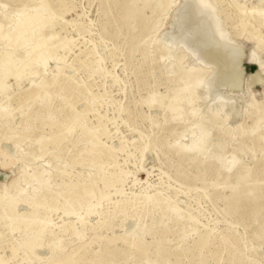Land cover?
<instances>
[{"label":"rangeland","instance_id":"1","mask_svg":"<svg viewBox=\"0 0 264 264\" xmlns=\"http://www.w3.org/2000/svg\"><path fill=\"white\" fill-rule=\"evenodd\" d=\"M198 1L0 0V264H264V0H204L216 91L168 39Z\"/></svg>","mask_w":264,"mask_h":264},{"label":"bare ground","instance_id":"2","mask_svg":"<svg viewBox=\"0 0 264 264\" xmlns=\"http://www.w3.org/2000/svg\"><path fill=\"white\" fill-rule=\"evenodd\" d=\"M203 1L201 0V3H200V0L198 1L201 5L200 8L196 2L193 5V9L199 8L200 11L202 10L201 14L199 16L194 14V12L190 11L189 8L186 6H184L181 9V11H180L181 16L175 22V26L178 29V32L176 33L175 36H168V39L171 40L175 44V46L171 48L172 51H174L173 49L175 47H177L176 45H180L183 43L185 45V47L187 48L188 52L196 53L199 58L204 59L206 61L207 60L216 61L219 63L218 70L213 75V77L210 79L209 84H207L211 91H214V90L216 91L217 90L216 88L218 86H226V85H228L234 81V76L237 74L236 65L242 57V50L237 48L234 45L227 44V42H226L227 39H229L231 37H228L226 39V36L221 33V31L219 29H221L222 26H221V28L218 27V24L216 23L215 19L212 17V12L209 9V2H207V1L203 2ZM213 8H212V10L216 11ZM215 13L216 12H214V15L217 14V13L216 14ZM21 17L24 19L19 24H15L13 27L12 31H13L14 35L25 34L28 31V29H31L36 23H38L39 21L42 20V15H40L39 13L30 14V15H21ZM12 24H14V23L12 22ZM232 42H233V40H232ZM220 45H222V48L220 47ZM9 48H11V47H9ZM256 53L254 52V55H253L254 59H255V55L256 56L258 55ZM29 55H30V53H27L25 57H29ZM192 58H194V57H192ZM13 62H14V60H13ZM35 64L38 66H44L45 65V61H44V59H42V54H40L38 56L37 60L35 61ZM258 64L260 65L261 70L263 71L264 70L262 67L263 65L259 61H258ZM0 67L4 68V71H5L4 76L7 77L10 74V72L12 71L11 67L16 68V65L14 63V65L11 66V65H9V62L0 61ZM26 69H28V68L26 67ZM0 70H2V69H0ZM23 70H25V69H23ZM17 74L18 75L21 74V71L18 70ZM256 78L257 77L255 76L253 81H255ZM19 79H20V77H19ZM219 95H221V94L217 93V96H219ZM221 96H219L218 101L215 102L213 107H212L214 109L212 112L214 117L224 116L223 111L225 108V104H227V103H225L226 101H224ZM228 105H229V102H228ZM193 136H194V134H193ZM195 136H196V133H195ZM191 149L192 150H190V149L188 150L187 148H184L185 151H195V152L201 154L202 156H203V154H205L209 151V147L205 148V144L199 145L198 147H196L194 149L191 148ZM226 165L228 166V164H226ZM229 167H228V169H229ZM140 233H141V230L136 231V234H140Z\"/></svg>","mask_w":264,"mask_h":264}]
</instances>
